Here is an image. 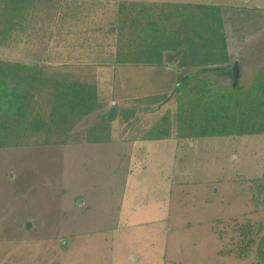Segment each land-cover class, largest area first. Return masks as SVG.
<instances>
[{
  "label": "rangeland",
  "instance_id": "obj_1",
  "mask_svg": "<svg viewBox=\"0 0 264 264\" xmlns=\"http://www.w3.org/2000/svg\"><path fill=\"white\" fill-rule=\"evenodd\" d=\"M133 1L145 2L37 0L20 11L16 29L4 34L0 25V62L47 66L49 76L93 82L99 92V107L72 127L67 144H46L40 132L0 147V264L258 262L264 206L250 188L264 182V134L145 143L154 123L175 112L173 84L185 72L174 62L114 65L120 7ZM260 1L215 0L244 89L264 65ZM2 13L0 3L6 22ZM219 76L211 81L231 85ZM98 124L111 140L87 142Z\"/></svg>",
  "mask_w": 264,
  "mask_h": 264
},
{
  "label": "trees",
  "instance_id": "obj_2",
  "mask_svg": "<svg viewBox=\"0 0 264 264\" xmlns=\"http://www.w3.org/2000/svg\"><path fill=\"white\" fill-rule=\"evenodd\" d=\"M0 1L2 15L8 17L6 22L0 20L4 34L16 29L20 11L37 2ZM224 9L219 4L189 2L133 1L121 5L114 65L165 66L174 62L185 72L173 84L175 112L167 111L144 139L264 134V65L250 87L238 85L239 78L233 77V62L229 63ZM47 69L0 62V147L25 145V136L40 132H44L46 144H67L72 127L99 107L95 83L63 74L49 76ZM217 75L229 77L231 85L211 81ZM41 97L49 105L46 119L36 110ZM90 133L87 142L111 140L103 125H94ZM54 134L58 138L53 141ZM263 187L264 182H260L250 190L255 202L264 206ZM258 249L259 260L252 264H264V237Z\"/></svg>",
  "mask_w": 264,
  "mask_h": 264
},
{
  "label": "crops",
  "instance_id": "obj_3",
  "mask_svg": "<svg viewBox=\"0 0 264 264\" xmlns=\"http://www.w3.org/2000/svg\"><path fill=\"white\" fill-rule=\"evenodd\" d=\"M72 1H77V0H72ZM99 1H104V0H99ZM136 1H145V2H152V1H154V2H173V1H175V2H189V3H204V2H194V1H190V0H184V1H180V0H136ZM243 2L242 3H240L239 5L240 6H244L247 2H245V0H242ZM260 0H251V3L249 4V6L250 7H257V8H260V7H262L263 5H262V2L260 1ZM209 3H213V4H217V2H215V0H212V1H210ZM219 5H221V4H219ZM65 76V75H64ZM89 82V81H88ZM165 92V91H164ZM170 92V91H169ZM166 140H169V139H163V141H166ZM140 141V140H139ZM145 141V143L146 144H149V143H151V142H148V141H154V142H160L161 140H147V139H145L144 140ZM170 141V140H169ZM137 142V141H136ZM139 153H141V154H144L145 152L144 151H142L141 150V152H139ZM146 153H148V152H146ZM148 169V168H147ZM136 174V173H135ZM124 207H125V205H124ZM134 209H132V210H127L126 211V209H125V214H123L124 216L125 215H128V216H130V218H134L135 219V210L133 211ZM131 211H133L132 213H130ZM126 221V220H125Z\"/></svg>",
  "mask_w": 264,
  "mask_h": 264
},
{
  "label": "water",
  "instance_id": "obj_4",
  "mask_svg": "<svg viewBox=\"0 0 264 264\" xmlns=\"http://www.w3.org/2000/svg\"><path fill=\"white\" fill-rule=\"evenodd\" d=\"M232 70L234 71V75H235V79H236L239 76V74H240L239 73V65H238L237 60H235L233 62ZM113 112H114V108L111 107L109 116H112L113 115Z\"/></svg>",
  "mask_w": 264,
  "mask_h": 264
}]
</instances>
